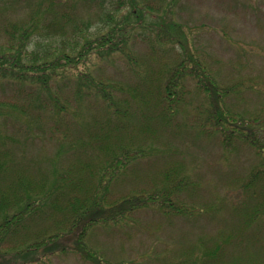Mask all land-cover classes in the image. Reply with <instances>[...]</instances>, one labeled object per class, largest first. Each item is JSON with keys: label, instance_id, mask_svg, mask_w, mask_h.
I'll return each mask as SVG.
<instances>
[{"label": "trees", "instance_id": "1", "mask_svg": "<svg viewBox=\"0 0 264 264\" xmlns=\"http://www.w3.org/2000/svg\"><path fill=\"white\" fill-rule=\"evenodd\" d=\"M176 1L179 2L143 0L122 21L116 14L125 1L111 0L112 11L100 15L106 25L96 27L93 32L90 26L78 24L77 12L92 2L105 10L103 0H48L46 7L32 10L27 19H6L0 24V85H10L18 96L26 98L25 107L17 101L0 100V125L24 120L32 126L34 122L36 129L32 135H36L37 128L41 127L38 121L48 116L54 120L52 128H61L69 107L53 91V85L70 78L77 82L80 99L93 97L102 101L107 119L117 117L119 122L115 128L106 125L93 128L79 122L88 140L80 138L77 143L70 142L68 148L86 150L89 147L93 161L79 157L75 167L60 171L40 166L29 168L14 162L9 157L8 145L5 146V136L10 137L3 135L0 127V264L41 263L58 251L69 249L92 264H124L105 259L87 243L92 227L124 223L134 212L151 206L167 216L192 218L203 212V207L187 204L182 199L183 193L191 192L195 184L180 162L161 170L151 188L130 192L116 201L108 198L114 184L130 174L129 166L154 152L151 141L159 135V128L167 130L166 127L177 126L179 130L178 117L188 114L189 107L198 114L200 134L218 138L227 151L237 149L236 145L242 142L258 154H264V118L260 119L254 112H238L228 105L229 97L241 92L246 80L221 84L194 52L183 26L170 18ZM139 5L147 13L163 8L165 17L154 43L169 44L170 49L179 47L178 58L153 82L144 80L145 88L149 83L146 91L138 89L132 99H120L116 93L119 87L97 80L88 64L96 56H112L124 49L130 30L140 23L132 22L131 18L132 15L140 18ZM128 56L132 58L131 54ZM80 65L86 66L85 71L80 70ZM191 81L195 83L194 89L188 88ZM194 92L203 97L197 105L193 102ZM129 106L148 112L144 113L147 114L145 122L133 123ZM5 109L8 112L3 115ZM136 130L144 134L137 138V143L133 134ZM52 136L58 141L69 138L67 132L57 135L53 131ZM147 142L150 150L143 147ZM67 154V151L58 152L56 159ZM74 154L82 156L80 152ZM241 186L252 203L246 209H238L242 225L236 233L209 240L199 238L183 256L169 264L241 263L238 259L227 261L230 251L227 246L245 238L244 232L251 226L264 223V161L252 168ZM75 231L77 244L71 247L62 244L63 237ZM250 261L258 264L260 258L254 259L253 255Z\"/></svg>", "mask_w": 264, "mask_h": 264}, {"label": "rangeland", "instance_id": "2", "mask_svg": "<svg viewBox=\"0 0 264 264\" xmlns=\"http://www.w3.org/2000/svg\"><path fill=\"white\" fill-rule=\"evenodd\" d=\"M110 1L103 0L105 10H101L104 7L97 2L81 6L77 12L78 24L81 27L90 26L92 32L96 27L106 25L100 15L112 11ZM124 1L125 4L116 14L122 21L125 16H131L130 11L137 4L143 2ZM47 5L48 0H0V24L6 19H27L32 10ZM141 7H137L141 11L140 18L131 17L132 22L140 23L130 30L124 49L112 56H96L93 63L88 64L89 71L97 80L119 87L116 93L120 99H132L133 93L138 94V89L146 91L149 83L145 88L144 80L153 82L178 58L179 47L170 49L169 44L154 43L165 17L163 8L155 13H147ZM169 16L183 26L190 44L194 45V52L206 62L222 85H230L241 78L246 80L243 81L242 91L229 97L230 108L241 113L254 112L260 119L264 118V0H179ZM85 69L86 66L80 65L81 71ZM190 87L195 88L193 81L189 83ZM53 91L69 107L65 121L60 124L61 128H52L54 120L48 116L38 121L41 127L37 128L36 135H32L36 129L34 122L32 126L24 120L0 125L3 135L10 137L7 139L5 136V146L8 145L9 157L14 162L29 168L40 166L59 171L69 166L75 167L79 157L84 160L93 158L89 147L86 150L68 148L70 142L77 143L80 138L88 140L80 123L93 128H104V125L115 128L116 123H119L117 117L107 119L102 101L93 97L80 99L77 82L73 78L53 85ZM192 96L196 105L202 101L203 97L196 92ZM0 100L17 101L26 106V98L18 96L15 89L6 84L0 85ZM128 110L133 123L140 124L147 119L144 113L148 112L131 106ZM187 111L188 114L178 117L181 123L179 130L177 126L166 127L167 130L159 128V135L151 141L154 152L136 159L129 166L130 174L114 184L108 198L116 201L130 192L151 188L161 170L174 162H180L185 165L195 184L191 192L186 190L183 193L182 199L187 204L203 207V212L192 218L167 216L151 206L134 212L124 223L97 224L92 227L86 240L105 259L124 264H169L183 256L199 238L209 240L222 234H234L238 226L242 225L238 209H246L252 201L241 185L252 168L264 161V154H258L254 148L242 142L236 145L237 149L227 151L218 138L200 134L196 122L198 114L191 107ZM7 112L5 109L3 115ZM52 129L57 135L67 132L69 138L58 141L52 136ZM133 134L136 139L144 136L137 130ZM262 139L264 143V133ZM149 146L148 142L143 145L150 150ZM63 151L68 154L60 157L61 160L56 159L58 152ZM77 152L82 153V156L74 154ZM250 228L244 232L245 238L239 242L237 239L227 246L230 248L226 255L227 261L238 259L240 264H252L250 259L254 255V259L260 258L258 264H264V223ZM76 233L64 236L62 244L75 246L78 241ZM36 264L92 263L69 249L58 251L51 258Z\"/></svg>", "mask_w": 264, "mask_h": 264}]
</instances>
